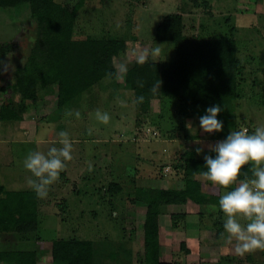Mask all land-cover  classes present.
Instances as JSON below:
<instances>
[{
    "label": "rangeland",
    "instance_id": "1",
    "mask_svg": "<svg viewBox=\"0 0 264 264\" xmlns=\"http://www.w3.org/2000/svg\"><path fill=\"white\" fill-rule=\"evenodd\" d=\"M58 1L73 5L78 0ZM200 1L85 0L77 15L74 37L94 35L125 37L129 40L133 37L150 39L163 16L179 10L190 15L185 16V31L188 34L226 35L231 34L233 27L232 35L238 40V55L245 67L238 88L240 96L234 103L237 115L235 130L248 129L252 132L256 127L264 126V0H211L215 14L206 12ZM191 20L195 29L191 28ZM32 25L26 4L12 9L0 8V42H13L17 46L16 51L6 55V75L9 78H12L15 65L25 60L32 46L35 39ZM155 47H159L161 52L158 56H149L150 59L166 61L173 58L170 42H159L152 47L133 40L129 42L126 54L115 59L117 74L121 63L130 66L139 54L146 50L150 52ZM122 81L123 78L118 75L114 81L104 78L100 86L84 92L77 104L61 110V113L55 105V94L42 91L40 101L29 105L32 119L28 124L30 133L42 142L41 145L36 147L33 142L22 143L18 138L16 143L7 145L14 150L17 162L15 169L10 170L23 177L24 185L21 183L18 186L32 189L28 184L31 173L22 165L28 153L42 151L47 154L53 146L62 147L59 143V133L62 131L67 132L72 140L73 158L66 162L60 178L50 186L48 196L39 198L42 204L37 235L41 239L48 242L58 238L91 239L99 245L100 250H104L109 238H114L115 241L110 240V246L117 248L120 244L116 242H121L118 240L122 239L124 226L127 225L128 229L139 228L144 216V208L135 207L130 200L136 185H182L181 171L176 170L174 165L187 140L184 121L195 119L181 120L176 113L177 103L170 102L166 103L161 120L157 101H154L150 114L136 111V116L131 100L133 92L124 88ZM115 83H119L122 89L114 87L120 86ZM98 87L105 90H98ZM3 96L0 93V101ZM15 99L18 100L17 95ZM120 100L128 101V106L121 107ZM97 109L110 113L108 124L96 119ZM69 110L74 118L66 115ZM76 111L84 117L77 118L74 114ZM171 114L175 115L173 121L165 120ZM45 117L47 121L43 120ZM72 119L74 121H70ZM3 124L5 122L1 121L0 125ZM174 127L178 128L171 138L178 137L177 144L172 146L171 142H156L171 136L169 133ZM194 130L195 124L188 133ZM21 136L22 132L17 130V137ZM0 146L3 147L2 144ZM151 149L156 152H149ZM110 183H119L122 186L120 192L109 189ZM109 201L116 204L113 206L118 209L116 216L110 213ZM66 202L68 209L65 208ZM6 236L0 237V246L3 238L8 239ZM31 243L25 240L19 247L29 248ZM254 253L250 264H264V250ZM43 264L49 262L44 261Z\"/></svg>",
    "mask_w": 264,
    "mask_h": 264
},
{
    "label": "trees",
    "instance_id": "2",
    "mask_svg": "<svg viewBox=\"0 0 264 264\" xmlns=\"http://www.w3.org/2000/svg\"><path fill=\"white\" fill-rule=\"evenodd\" d=\"M84 2L78 0L68 5L58 0H0L2 9L26 4L35 29L28 55L15 65L12 78L6 75V55L16 51L17 46L13 42H0V92L5 98L0 105V121L22 120L27 107L40 101L42 91L55 94V105L60 111L72 107L80 95L100 86L104 78L116 79L115 59L126 54L130 41L138 40L152 47L159 42H170L174 54L166 61L149 58L139 64L136 59L129 64L122 86L133 92V100L140 95L145 97L143 103H134L135 111L150 114L157 101L162 120L166 103L173 102L177 103L176 113L181 120L199 119L207 107L220 104L223 111L218 119L224 122V128L213 132L212 138L224 139L230 130L236 129L234 103L240 96L238 88L245 67L238 55L233 27L231 34L226 35L188 34L182 14L175 12L163 16L150 39L94 35L75 38V23ZM199 3L211 14L210 0ZM159 81V92L152 93V86ZM174 116L168 115L165 120L173 121ZM177 128H171L169 134L174 135ZM207 154L212 153L207 151L200 156L196 149L187 148L179 156L174 165L182 174L179 187L135 186L131 203L144 208L139 254L143 264H163L159 256V217L168 213L169 205L183 204L187 200L204 205L218 200L215 194L203 191L198 178L206 170L204 155ZM108 188L119 193L122 186L110 183ZM41 204L32 189L11 190L0 184V237L7 235L10 239L2 240L0 264H43L44 261L49 264H122L124 259L123 264H131L130 241L119 243L122 246L118 249L104 247L100 250L92 240L73 237L48 242L41 239L37 235ZM109 204L114 206L112 201ZM180 216L170 213L173 222ZM25 240L31 241V246L19 247ZM109 244L110 241L106 245Z\"/></svg>",
    "mask_w": 264,
    "mask_h": 264
},
{
    "label": "clouds",
    "instance_id": "3",
    "mask_svg": "<svg viewBox=\"0 0 264 264\" xmlns=\"http://www.w3.org/2000/svg\"><path fill=\"white\" fill-rule=\"evenodd\" d=\"M160 52L159 47L150 52L146 50L137 56V63L143 64L149 56H158ZM128 70V65L121 63L118 77L123 78ZM140 86L143 87V84ZM159 88L160 81L152 86L151 92L157 93ZM144 100L145 97L140 95L133 102L141 104ZM120 106L126 108L128 101L120 100ZM222 111L220 104L207 107L199 117L200 128L207 133L223 131L224 122L218 119ZM74 114L80 117L79 111ZM66 115L72 116L73 112L69 110ZM95 117L105 125L111 119L109 112L99 109ZM59 135L62 147L53 146L47 154L30 151L23 161L24 168L31 173L28 184L39 198L48 196L50 186L60 178L66 162L73 158V143L69 134L62 131ZM202 151L197 149L198 153ZM210 153L204 155L206 170L203 176L221 188L235 185L219 198V208L225 216L221 235L227 234L229 243L235 240V252L241 256L264 250V126L256 127L252 132L248 129L230 130L224 139L210 146ZM241 219L247 223L242 224Z\"/></svg>",
    "mask_w": 264,
    "mask_h": 264
},
{
    "label": "crops",
    "instance_id": "4",
    "mask_svg": "<svg viewBox=\"0 0 264 264\" xmlns=\"http://www.w3.org/2000/svg\"><path fill=\"white\" fill-rule=\"evenodd\" d=\"M210 5L211 7L213 6L211 0H210ZM213 10L214 9L212 7L211 13L215 14ZM179 12L182 14L185 23V18H186L185 16H190V15H188V13L186 14L184 12H181V10H179ZM190 22L192 23L193 20H191ZM32 26L34 28V23ZM191 28L195 29L193 28V23L191 25ZM101 87H98V90H105V89H101ZM114 87H117L118 89H122L121 86H114ZM105 88L107 89V87ZM0 93L3 94L2 92ZM133 98L134 97L131 96V100H133ZM4 100L5 98L3 96L2 100L0 101V105L2 104V102H4ZM132 103L134 108V102ZM57 110L58 112L61 113L59 109ZM30 114H31L30 108L28 106L25 117L22 120L4 121L5 124L0 125V144L3 145V147L0 146V184L4 185L6 189H11V190L27 189L23 186H18L21 183L24 185L22 175L10 170L13 168L15 169L17 162H16V156H15L16 154L14 150L7 145L11 144L12 142L13 144L16 143L17 138L19 139L18 141L22 143L33 142L36 145V147H39L42 143L39 139H35L34 136L30 133V130L28 129V124L31 122L30 120L32 119V116ZM134 114L136 115V111ZM57 115L58 113L55 116ZM85 115L87 116V114ZM81 116L82 114H80V117ZM72 117L74 118V115H72ZM43 120L47 121V117L43 118ZM187 120H194V121H190V122L184 121L185 128H187V130H185L184 132V136L187 140L182 153L187 148H194L196 149V151L199 148V149H203L201 153L197 152V154L201 156L204 152L210 151L211 145H214L217 141L222 140V139H214L212 138V133L204 132L199 126L198 118H187ZM70 121H74V120L72 119ZM194 124L196 126V130H194L193 133H188L189 128L191 129L194 126ZM17 130L22 132L23 136H21V138L17 137ZM168 137L170 136L168 135ZM168 137H164L156 142L167 141V142H171L172 146L177 144L176 140L179 139L178 137L175 138L174 137L171 138L172 136L170 138ZM149 152L153 153L156 151H153V149H151ZM198 178L202 181L203 191L215 194L218 197V200L214 203H209V204L207 203L204 205H199L191 200H187L183 204L169 205L167 209L168 214L164 216L163 214H161L159 217L160 261L163 264H250L252 262L251 257L253 254H255L254 251L248 253L247 255H245V257L244 255L241 256L235 252V243H236L235 240L229 243L227 240V234L221 235L224 231L223 221L225 219V216L224 213L219 208V198L224 192L230 190V188L234 187L235 185L230 186V188H221L220 186L207 180L204 176H200ZM169 181L172 182L170 178ZM160 187L168 188L171 186L165 183V185H161ZM65 205H66L65 208L68 209L67 202ZM114 206H116L115 203ZM117 212L118 209L116 208L114 209L113 206L111 205L110 213L116 216L118 214ZM39 213H40V207H39ZM170 213H177V214H181L182 216H180V218L176 219L173 222L171 220ZM124 217L125 220L127 221L128 218L125 214ZM241 223L246 224L247 221L245 219H241ZM123 229L124 231L121 236L122 239L118 241H121L120 243H122L123 241H130V247L132 252L131 264H143L142 262H140V257H139V254L142 250L141 242L143 240V218L141 224L139 225V228L128 229L126 225L124 226ZM117 237L118 236L116 235V238ZM76 239L91 240L84 238H76ZM109 239L111 241L112 240L115 241L114 238H109ZM111 244L112 242H110L109 245H106L107 247L105 248L118 249L121 248L122 246L120 244L119 247L112 248L110 246ZM116 244L119 243L116 242ZM125 261L126 260L124 259L122 264L125 263Z\"/></svg>",
    "mask_w": 264,
    "mask_h": 264
}]
</instances>
